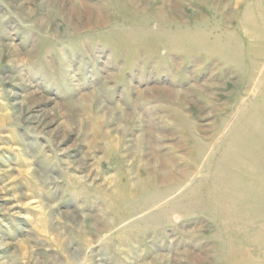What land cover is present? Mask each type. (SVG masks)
<instances>
[{
  "label": "rangeland",
  "instance_id": "rangeland-1",
  "mask_svg": "<svg viewBox=\"0 0 264 264\" xmlns=\"http://www.w3.org/2000/svg\"><path fill=\"white\" fill-rule=\"evenodd\" d=\"M0 264H264V0H0Z\"/></svg>",
  "mask_w": 264,
  "mask_h": 264
},
{
  "label": "bare ground",
  "instance_id": "bare-ground-1",
  "mask_svg": "<svg viewBox=\"0 0 264 264\" xmlns=\"http://www.w3.org/2000/svg\"><path fill=\"white\" fill-rule=\"evenodd\" d=\"M167 1V0H166ZM132 6V5H131ZM219 12V11H218ZM141 14H142V11H141ZM161 19V22L160 24H163V25H171L174 23V21H171V20H168V19H164V18H160ZM176 24V23H175ZM177 25V24H176ZM157 32V31H156ZM200 37V36H199ZM192 47H195V46H192Z\"/></svg>",
  "mask_w": 264,
  "mask_h": 264
}]
</instances>
